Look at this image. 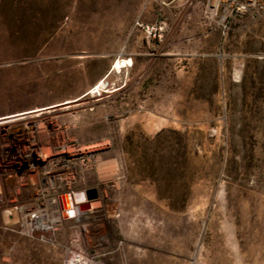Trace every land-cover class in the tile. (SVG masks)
I'll return each instance as SVG.
<instances>
[{
  "label": "rangeland",
  "instance_id": "obj_1",
  "mask_svg": "<svg viewBox=\"0 0 264 264\" xmlns=\"http://www.w3.org/2000/svg\"><path fill=\"white\" fill-rule=\"evenodd\" d=\"M211 5L0 0V119L57 126L0 132V264H264V6L224 21ZM59 133L32 179L22 157ZM92 189L65 218L64 195ZM48 200L53 239L4 222Z\"/></svg>",
  "mask_w": 264,
  "mask_h": 264
},
{
  "label": "bare ground",
  "instance_id": "obj_2",
  "mask_svg": "<svg viewBox=\"0 0 264 264\" xmlns=\"http://www.w3.org/2000/svg\"><path fill=\"white\" fill-rule=\"evenodd\" d=\"M38 111H40V110L27 111L24 113H18L15 115H11L8 117L1 118L0 120H3V121H1V123H0V125H1L0 132L2 131V129L3 130L5 129L6 131H8V130H11L13 128L17 131H22L25 134L26 133L34 134V133L39 131L38 127H40L41 125L49 126L51 129L55 130L57 128L56 124L49 123V119H47V118H44V119L36 118L40 115L32 116L33 113H35V112L38 113ZM47 113H49V112H47ZM41 116H43V115H41ZM21 120H26V121L20 122L17 124H12L16 121L18 122ZM42 134L44 135L45 133L42 132ZM64 142H65L64 135L62 133H59V135L57 137H55L54 139L50 140L43 149H40L41 150L40 155L35 153V152H37V149H36L35 152H31L29 157H27V158L22 157V160L28 161L29 163H33V165L36 164L33 166V170H32L34 175H30L32 179H35V180L38 179V177H39L38 173L40 171L39 168L44 167V163L49 158H51V156L54 154L55 147L57 145L64 144ZM66 151L69 154H83V153H85L86 150L83 148L80 149L77 146H72V147H68L66 149ZM107 171L112 172L113 174H116V167L115 166L109 167V168H107ZM7 183H8V187L10 188V190L13 191L16 188V185L18 184V178L16 176H14L13 178L8 179ZM54 187L56 188V183H54ZM1 192H2V188H0V193ZM58 195L59 194H57V196ZM77 197H78L77 198L78 201H87L84 192L79 193L77 195ZM0 202H4V199L0 198ZM90 205L92 206L91 207V209H92V208L96 207V205H98V204L90 203ZM90 205H89V203H87L86 206L82 207V209L90 208ZM32 210L33 209H23L21 213L18 211H15V210L5 211L3 213L4 222L6 224H13V223L18 221L19 216L21 214V216H22V218H21L22 227H23L25 232L33 234V235H46V236H49L51 239H53L54 238V234H53L54 227L58 226V225H64V223L62 221V213H60V208H59L57 200L56 201L48 200V202L45 204V206L41 207V209L38 210L36 215H32L33 214ZM46 217L48 218V220ZM79 217H80V219H78V222L82 221V219H83V218H81V214ZM66 218H68V217L66 216ZM67 264H90V263L89 262L84 263L82 260L76 261V262L74 260H72V261L68 260ZM98 264H103V263H98Z\"/></svg>",
  "mask_w": 264,
  "mask_h": 264
},
{
  "label": "built area",
  "instance_id": "obj_3",
  "mask_svg": "<svg viewBox=\"0 0 264 264\" xmlns=\"http://www.w3.org/2000/svg\"><path fill=\"white\" fill-rule=\"evenodd\" d=\"M263 6L264 0H212L211 8L212 10H221L223 20L226 21L234 16L244 15L250 10L262 8Z\"/></svg>",
  "mask_w": 264,
  "mask_h": 264
},
{
  "label": "water",
  "instance_id": "obj_4",
  "mask_svg": "<svg viewBox=\"0 0 264 264\" xmlns=\"http://www.w3.org/2000/svg\"><path fill=\"white\" fill-rule=\"evenodd\" d=\"M66 196L69 197L70 199V204H71V207L70 208H74L75 210H77V208L79 209V212L82 213L84 210L82 209L81 205L79 206H75L73 204V199H71V196L69 195H64L65 199H66ZM85 197H86V200L88 202H91V201H94V200H97L99 198V193H98V190L97 189H92V190H88L86 193H85ZM62 211L64 210H68L69 207H68V203H64L62 204V207H61Z\"/></svg>",
  "mask_w": 264,
  "mask_h": 264
},
{
  "label": "flooded vegetation",
  "instance_id": "obj_5",
  "mask_svg": "<svg viewBox=\"0 0 264 264\" xmlns=\"http://www.w3.org/2000/svg\"><path fill=\"white\" fill-rule=\"evenodd\" d=\"M83 193V192H82ZM82 197V196H81ZM66 199H67V201L69 202V205H68V207L70 208L71 207V204H70V199H69V197H67L66 196ZM87 201H77V203H79V205H81V207H83V206H86V204L87 203H89V202H87ZM73 204H74V202H73ZM75 205V204H74ZM78 206V205H77ZM71 209V211L69 212H65L64 213V216H65V218H66V216L69 218L70 216H73V217H76V216H78V218L76 217L75 219L76 220H78V219H80V214H81V218H84L87 214H88V211H86L85 210V212L83 211L82 213H80L79 212V209L77 208V210H75L74 208H70ZM77 211V212H76ZM71 213H73V215L71 214ZM79 214V215H78ZM83 214L85 215V216H83ZM87 217V216H86Z\"/></svg>",
  "mask_w": 264,
  "mask_h": 264
}]
</instances>
